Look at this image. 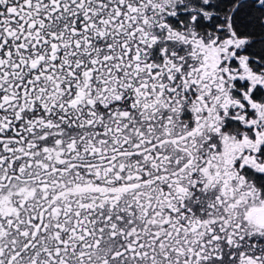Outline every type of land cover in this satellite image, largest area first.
Masks as SVG:
<instances>
[{
  "label": "snow or ice",
  "instance_id": "6c2138e0",
  "mask_svg": "<svg viewBox=\"0 0 264 264\" xmlns=\"http://www.w3.org/2000/svg\"><path fill=\"white\" fill-rule=\"evenodd\" d=\"M0 264H264V0H0Z\"/></svg>",
  "mask_w": 264,
  "mask_h": 264
}]
</instances>
